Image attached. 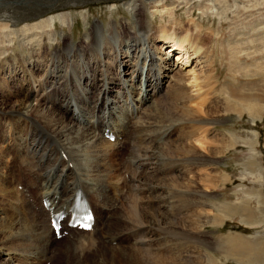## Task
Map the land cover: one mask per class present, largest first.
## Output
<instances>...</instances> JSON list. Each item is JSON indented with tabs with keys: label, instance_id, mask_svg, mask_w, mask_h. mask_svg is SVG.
<instances>
[{
	"label": "bare ground",
	"instance_id": "1",
	"mask_svg": "<svg viewBox=\"0 0 264 264\" xmlns=\"http://www.w3.org/2000/svg\"><path fill=\"white\" fill-rule=\"evenodd\" d=\"M93 1L123 7L129 16L106 26L96 21L79 44L65 38L64 48H52L58 20L69 18L62 11L80 8L88 23L90 12L83 9ZM261 11L264 0H0V264H188V242H204L205 216L198 205L193 219L200 234H189L188 210L196 204L188 203L194 194L188 164L200 165L209 147L217 158L222 154L218 136L208 138L215 133L208 129L215 124L209 104L218 91L227 113L247 114L255 123L264 118V15L255 19ZM207 19L245 23L230 25L233 40L224 44ZM16 45L21 52L5 57ZM215 48H228L232 59L235 79L222 90ZM245 50L249 64L238 58ZM239 74L251 82L236 84ZM160 115L173 124L161 125ZM188 124L191 132L170 144L173 129ZM107 128L115 142L105 139ZM232 138L231 148L237 144ZM243 144L254 152L259 140ZM209 184L212 190L220 185ZM80 192L94 207L96 224L57 240L43 202L57 201L59 210ZM263 199L259 193L261 223ZM214 209L216 224L224 210ZM250 210L247 198L232 207L243 225L256 223ZM239 238L235 253L243 264L254 254L245 236Z\"/></svg>",
	"mask_w": 264,
	"mask_h": 264
},
{
	"label": "rangeland",
	"instance_id": "2",
	"mask_svg": "<svg viewBox=\"0 0 264 264\" xmlns=\"http://www.w3.org/2000/svg\"><path fill=\"white\" fill-rule=\"evenodd\" d=\"M31 1H38V0H31ZM81 11L82 9L80 8H70V9H66L62 11L65 15H68L69 18H68V21H67V16L62 17L61 19L58 20L56 30L60 33V36L57 42H55L52 45V48L53 47L55 48L56 46H59V48H64L65 38H70L71 42L74 43V45L79 44L81 41L84 40L86 34L91 30V28L93 27L96 21H99L104 26H106L108 23L113 22V20L121 21L123 18L125 17L128 18L129 16L126 12V9H124L123 7H121L120 10L117 11L116 8L111 7V5L103 3V2H98V1L89 2L87 9H83L84 12H87V11L90 12V14L88 15L89 17L88 23L85 22L81 14H79L81 13ZM262 12L264 11H261L260 14H256L255 19H259L262 15H264V13ZM147 15L149 18L151 17L149 16L150 15L149 13H147ZM156 20L151 19V23L154 26H159L160 22L158 19ZM65 21H67V24H64ZM207 21H208L207 24L209 25L212 24L213 26H216L220 29L221 31L220 34L221 33L223 34V35L221 34L220 40L222 41V43L224 42V44H226V41L228 39L233 38L230 35L232 33L231 30L232 29L234 30L233 26L236 27L239 24L243 25L245 23L244 21H233L232 19L225 20V21L223 20L219 24L217 23L215 19L213 20L207 19ZM221 24H223V27L219 26ZM230 25H233V26H230ZM242 32L246 34L245 31H242ZM86 41L90 43V41L88 40ZM8 49H9L8 54L5 57L7 56L14 57L17 52L19 51L21 52V49L18 48L17 45L14 47L11 46ZM22 49L26 51L24 54L28 55L27 50L29 48L27 46H24ZM247 50H245L243 54H238L239 55L238 58H240L242 63L249 64V62L253 61V58H250L249 56H247L250 54V53H246ZM215 52H217L216 53L217 59L215 58L216 67L218 70L217 74L220 77L217 90H222L223 86L227 82H229V80H231L230 78L235 79L234 77H232L233 74L231 71L232 59H231V54L228 48H215ZM176 55L175 53L170 55V60L175 61L177 59ZM258 59L259 58L256 57V60ZM242 75L243 74L238 75V78H237L238 82H236V84L238 83V85H240V84L245 83L247 80H249V79H245L244 77H242ZM219 94L220 93H218L217 91V97L219 98L214 97L212 100V104H209L211 105L210 112H209L211 116H209V119L215 122V124L212 125V127L208 129H211V132L215 131V133L213 135L210 134L208 138L211 139L214 136L216 137V135L218 136L219 144H220V151L222 153L221 157L217 158L214 155L213 148L209 147L207 152L202 153V157L204 161H202L200 165L194 164L195 162L191 163L192 165L188 164V177L189 175L194 177V178L188 179V182L189 181L192 182L191 189L194 192V194H192L193 196L188 195V203L190 205L196 204L194 209L188 210V225H189L188 233L189 234H192L195 236H198L200 234V233H197L198 225L196 224V221L193 219V215L196 213V211H198L197 210L198 205H200L202 209L205 208L203 209L205 220L203 219V222H202L203 230L200 234V237L202 235L201 238L203 239L204 242L203 243H193V242L189 243L188 242V254L190 253L189 254L190 257L188 258V264H216V263L217 264H241L238 262L239 261L238 256L235 253V250H237L236 248L238 247V244H239V240H240L239 237L241 235L245 236L246 243L248 244L249 247H251L252 254H254L252 255L250 259L244 260L242 261V263L243 264H264V256H263L264 252H262L264 249V222L261 223L258 221L259 213L257 212V210L261 209L258 206V194L261 193L262 197L264 198V144H262V141L264 140V118L261 122L260 121L256 122L257 123L256 124L253 121V119L247 114L244 115L243 118H240L239 117L240 115L238 112L232 111V112L227 113L226 112L227 102L225 98ZM214 107H216L215 110L213 109ZM160 116L161 117L157 120L158 122H160L161 125L173 124V123H170V121L166 119L164 115H160ZM191 125L192 124H188V126L178 125L180 126L179 128H174L169 137L170 144L181 143L182 138H179L181 137L180 135L181 134L183 135L186 132L190 133L191 131L189 129H192L190 127H193ZM157 127H160V126L158 125ZM232 137H236L237 144L231 148L230 146H231V143L233 142L231 140L233 139ZM254 139L259 140V145H256L254 147L255 150L253 152L249 150L248 145L243 144V140L244 141L249 140L251 142ZM50 145H51L50 148H55V144L53 141L50 143ZM154 145L155 147L158 148L157 143H154ZM3 147L4 146H2V141H1L0 148H3ZM124 147L125 148L123 149V151L126 154L124 152L121 153L123 154V156H121L120 158L122 162H125V160L127 161L128 159V152L126 149V145ZM6 149L5 151H7ZM253 154L254 156H256V158H255V163L251 165L250 157L253 156ZM121 160H120V163H122ZM64 161H65V158H59L58 160L60 164H63L62 162ZM10 165H9V168L10 167L11 168L9 172L14 173L12 175L16 176L17 174L15 173V169H14L15 167L13 165L11 166ZM140 169H141L140 171H142L143 168L140 167ZM122 173L126 175V172L123 171ZM251 173H255L256 178H253ZM162 174H163L162 172L159 173V176H161ZM200 179L206 180L204 183L207 185V187H204L203 185H201ZM211 180H215L220 184L217 189L212 190V188H208V185H210L209 183ZM21 187L23 186H18V189L22 190ZM121 193L124 194V196H128L129 190L122 189ZM254 197L256 200H254ZM246 198L248 199L249 207L251 208L249 212V216L251 220L256 221V223L259 222L260 224L255 223L253 225L252 224L243 225L241 214H239L238 212V215H235L237 214L236 210L234 211L235 214L233 213L232 207L236 209V207L240 205V202ZM250 198L252 199V202L250 201L251 200ZM138 204H140V202ZM217 204L223 207L224 211H222L221 213L223 219L221 218V220H219V222L221 221L220 224L219 222L218 223L215 222L216 224H213V217L215 216V213H216L214 207ZM115 211L116 212L118 211V206L115 208ZM162 211L164 212V210ZM212 211L214 212L212 213ZM261 214H263V219H264V208L262 209ZM226 215H228L229 217ZM126 216H127V213H126ZM197 239H199V237H197ZM228 239L230 241H228ZM229 242H232V243L230 244ZM115 244H116L115 242H112L111 245H115ZM110 247L116 248L113 246H110ZM259 250L261 252H259ZM2 258L3 257H0V263L4 261ZM46 264H53V263L49 261V262H46Z\"/></svg>",
	"mask_w": 264,
	"mask_h": 264
}]
</instances>
